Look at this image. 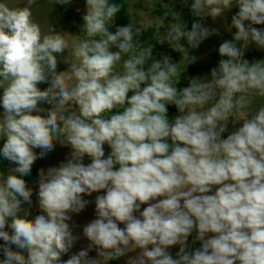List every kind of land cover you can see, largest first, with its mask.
Returning <instances> with one entry per match:
<instances>
[{
    "label": "clouds",
    "instance_id": "9594fccd",
    "mask_svg": "<svg viewBox=\"0 0 264 264\" xmlns=\"http://www.w3.org/2000/svg\"><path fill=\"white\" fill-rule=\"evenodd\" d=\"M181 2L198 18L190 30L171 7L153 35L182 54L173 62L153 56L141 27L111 31L123 3L86 0L73 35L42 29L37 0H0V158L15 165L0 171V264H108L136 250L127 264H264V59L245 58L251 45L264 51V29L254 27L264 25V0ZM232 9L225 27L236 31L220 43L210 78L180 87L197 61L189 48L220 35L202 21ZM146 11H155L151 0ZM60 62L69 67L58 71ZM169 105L179 114L170 118ZM57 143L69 158L40 169L33 216L25 177ZM93 193L96 218L82 230L89 243L63 260L80 239L71 214ZM194 232L200 247L190 250Z\"/></svg>",
    "mask_w": 264,
    "mask_h": 264
},
{
    "label": "rangeland",
    "instance_id": "374dc122",
    "mask_svg": "<svg viewBox=\"0 0 264 264\" xmlns=\"http://www.w3.org/2000/svg\"><path fill=\"white\" fill-rule=\"evenodd\" d=\"M13 3L16 4H22L24 0H12ZM124 2L127 4V11L129 15V23H133L139 27L142 28V30H146L148 28H154L155 31L157 28H161L163 26H166L168 20H163L159 18L158 16H155L153 14H149L146 11V4L149 2V0H124ZM152 3H160L164 8L168 9L169 12L171 10V7L174 11L179 12L182 14L186 8L185 5L182 4L181 0H151ZM86 10V0H72V2L67 5H60L55 4V0H37L36 5L33 6V16L35 20L40 23L42 29L47 30V28L51 25H53L57 30H62L64 32L77 35L80 33L81 25L83 24L82 16L85 14ZM238 9H232L231 12H229L226 16V18L221 19L217 18V20L213 21L211 17L205 18L202 22L205 24V26L209 28H217L220 32V35H213L210 36L207 40L203 41L199 48L197 49H191L189 48V55L195 56L197 55L204 67L203 69L197 71V72H190L188 70V66L181 76L180 83L184 85H188V82L191 78L196 77H205L208 76L210 78V70L213 67H216L218 64V61L221 59L218 53V47L220 43H222L224 40H231L233 37V34L235 33V29H232L230 32L226 30L225 25L231 23V16L234 15ZM195 18V17H194ZM198 19V18H195ZM254 27L264 29V25H254ZM111 31L114 32V30L111 28ZM163 31V29H161ZM74 37H69L70 44ZM184 43L185 47H188L186 41H182ZM115 50V49H113ZM162 54H166L171 57L173 62H179L182 58V54L179 52L174 51L172 48L168 46L167 43L163 45H158L157 48H153V56L156 59H160ZM63 57H61L62 59ZM245 58L248 59L250 62L252 60H258V59H264V51L256 49L254 45H251L249 49L247 50L245 54ZM69 67V65L60 62L58 64V71H64ZM181 68H183V62H181ZM49 85L44 83L40 84L39 87L41 90L47 88ZM0 95H2V90H0ZM44 108L50 107L47 104L42 105ZM256 107L259 106V103L255 105ZM3 113V108L0 106V115ZM179 113L177 112L176 115ZM240 125L237 124L235 127H239ZM234 130V126L230 123L228 127V131L223 134L224 138L227 137V135ZM37 153L40 151L39 149H35ZM70 148L63 147L59 143L56 144L53 151L49 152L44 158L37 159V161L33 164L32 167H36L39 171L40 169L47 170L49 167H56L59 166L60 163L65 162L69 158ZM109 153V148L107 145H105V155ZM84 163H90V160L85 157ZM15 165H12L11 167H14ZM29 187L33 189V196H32V205L29 206L27 204H24L23 207L30 209L31 212L38 214V182L34 184H28ZM102 194V193H99ZM96 195L98 193H93L91 196H84V199L91 201L87 205V207L82 210L78 214H71L72 219L69 221L70 225H73V234L80 237V239L75 243L74 247L70 250V252L67 255H64L62 257L63 260H67L69 256L73 253H76L80 251L83 248H86L88 245L87 239L83 236V226L92 221L96 218L95 215V204L94 200ZM143 207H146V205H142ZM141 209V210H142ZM120 227H123V225H120ZM9 231H11L9 229ZM195 236V232L192 234V236L188 239V246L189 249H195V243H193V239ZM198 242V241H197ZM4 242L0 240V244H3ZM13 250L15 249V246L13 245ZM179 250V246H173L169 249L171 254L175 257L176 252ZM139 250L129 252L126 256L121 257L118 260H112L109 261L108 264H127V260L129 257L136 256ZM89 256L92 258L96 257V251L93 250L89 253ZM0 259H3L2 252H0Z\"/></svg>",
    "mask_w": 264,
    "mask_h": 264
},
{
    "label": "trees",
    "instance_id": "16d2710c",
    "mask_svg": "<svg viewBox=\"0 0 264 264\" xmlns=\"http://www.w3.org/2000/svg\"><path fill=\"white\" fill-rule=\"evenodd\" d=\"M113 2L124 4V9L122 10L121 13H119L117 15L115 23L112 27V29L115 31L116 26H125V25H127V23H129V15H128V11H127V4L124 2V0H113ZM165 11H169V10L164 8L160 3H155V11L151 14L158 16L159 18H161L163 20H167L164 17ZM170 18L171 17L169 16L168 19H170ZM182 19L186 23L188 30H190L191 23L195 20V18L191 15L189 7H187V6L184 10ZM154 33H155L154 28H148L146 30H143V36L141 37V39L144 41L145 44L153 43L154 48H157L159 44L155 43V41L153 39ZM195 57H197V61L193 64L188 65V70L190 72H197V71L203 69V67H204L201 59L197 55H195ZM179 86L185 87L188 85H184V84L180 83ZM168 112H169V117L172 118V117L176 116L177 109L175 108L174 105H169L168 106ZM2 144H3V141H0V147H2ZM109 152H110V149H109ZM11 166L12 165H10L7 161H4L2 158H0V171L6 170L7 168H9ZM38 177H39V170L36 167H32L31 175L28 177H25V179H26L28 184H34V183L38 182ZM31 213L33 216L35 215V213H33V212H31ZM199 247H200V243L196 242L195 248H199Z\"/></svg>",
    "mask_w": 264,
    "mask_h": 264
}]
</instances>
